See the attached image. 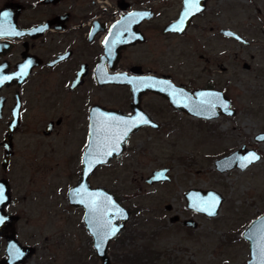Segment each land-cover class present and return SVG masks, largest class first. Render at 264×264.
<instances>
[{
  "label": "flooded vegetation",
  "instance_id": "obj_1",
  "mask_svg": "<svg viewBox=\"0 0 264 264\" xmlns=\"http://www.w3.org/2000/svg\"><path fill=\"white\" fill-rule=\"evenodd\" d=\"M183 1L4 2L0 11L6 6H12V10L10 21L3 20L0 25V79L3 80L0 83V169L8 170L16 147L22 142L28 145L24 147H29L35 160L55 154L56 147L45 144V140L64 129V149L72 154L65 159V164L75 165L81 171L90 139L95 149L103 144L115 145V131H122L115 128L123 126L115 124L116 117L128 119L127 126L133 130L123 150L108 164L96 166L95 171L116 161L120 165L125 160L128 164L137 163L136 157L129 156L138 144L137 139L150 133L171 132L168 128L172 125L165 123V110L181 112L160 92L149 89L147 78H151V83L165 80L185 90L193 100L198 98L197 91H219L234 111V115L220 114L208 120L181 112L192 120L210 122L223 116H236L226 77L228 43L239 49L234 52L237 57L240 47L248 46L249 42L236 29L227 26L221 11L210 10L212 0H191L201 10L194 12L192 18H185L182 25L173 26L180 22ZM258 10L257 17L264 22V9L260 6ZM227 30L244 41L225 35L223 31ZM242 67L250 68L246 62ZM116 76L126 82H115ZM54 112L58 115L52 117ZM12 122V153L9 166L4 169L3 142ZM261 133L264 131L254 136L256 143L263 142L256 139ZM69 144L75 146L77 153L74 148H66ZM256 145L246 148L244 144L240 149L257 152ZM0 180H6L9 187L10 201L5 212L17 216L9 211L13 191L1 171ZM165 208L171 209L169 205ZM184 221L182 224L186 226ZM175 222H179L178 216ZM0 239V264H4L6 241L4 236Z\"/></svg>",
  "mask_w": 264,
  "mask_h": 264
},
{
  "label": "rangeland",
  "instance_id": "obj_2",
  "mask_svg": "<svg viewBox=\"0 0 264 264\" xmlns=\"http://www.w3.org/2000/svg\"><path fill=\"white\" fill-rule=\"evenodd\" d=\"M6 1L0 0V7ZM260 6L264 9V0H212L209 6L221 11L227 26L249 42L237 57L234 52L239 49L228 43V94L237 115L201 122L165 110L171 132L138 138L129 155L137 163L116 161L91 175L92 187H105L130 211L125 229L109 245L112 264H122L124 253L145 248L154 254V260L145 259V264H246L249 259L241 233L264 212V142L256 145L254 140L264 131V22L256 12ZM244 62L249 69L242 67ZM59 132L45 140L56 147L55 154L35 160L22 142L8 170L0 169L13 191L9 211L18 216L17 239L35 248L22 264H101L83 224L82 208L68 203L67 190L75 185L80 170L65 164L72 154L64 149V129ZM244 144L256 145L259 161L245 170H216L217 160ZM66 148L77 153L72 144ZM162 167L169 169L170 181L147 185L145 177ZM190 188L222 195L217 216L209 218L186 207L184 193ZM175 215L179 222L171 223ZM183 220L196 225L184 226Z\"/></svg>",
  "mask_w": 264,
  "mask_h": 264
},
{
  "label": "water",
  "instance_id": "obj_3",
  "mask_svg": "<svg viewBox=\"0 0 264 264\" xmlns=\"http://www.w3.org/2000/svg\"><path fill=\"white\" fill-rule=\"evenodd\" d=\"M11 10L12 6H6L0 11V25L3 20L10 21ZM198 10L201 9L199 7L195 8L191 0H184L180 22L172 25H182V21L185 18H192L194 12ZM223 33L229 37L244 41L243 38L230 30L223 31ZM229 33L232 35H228ZM114 80L115 82H126V80L119 79L118 76ZM146 80L148 81L147 87L149 89L160 92L174 109L191 116L208 120L216 118L220 114L234 115V111L230 109V101L219 91H197L198 98L193 100L185 90L176 88L165 80L153 83H151V78ZM114 121L116 125H123L115 128L116 130H122L120 132L115 131L116 135L113 136L115 145L103 144L100 148L95 149L96 147L90 139L83 156L84 168L80 171L75 185L67 190L68 203L83 210L82 221L92 239L94 254L101 264H112L108 252L109 245L125 229L130 219V211L120 204L114 194L103 186L92 187L89 181L96 166L108 164L114 156H117L123 150L126 138L133 130L132 127L127 126L130 122L128 119L116 117ZM12 125H14L13 122L9 125L3 142L4 156L2 166L4 169L9 166L12 153V133L14 131ZM256 139L264 142V133L257 135ZM251 154H255L258 158L252 159ZM260 158L259 153L242 148L217 160L214 166L219 172H226L234 168L245 170L251 164L259 161ZM168 181H170L168 168L153 170L145 178L147 185ZM0 188L3 189V199L0 200V237L4 236L6 241L4 248L6 260L4 264H22L35 253V248L30 245H23L17 239L15 224L18 217L8 215L5 212V207L10 201L9 187L6 180H0ZM184 199L189 210L201 213L209 218L217 216L224 200L222 195L215 190L197 188L187 189L184 193ZM176 220L177 216L171 218V222ZM184 224L191 228L196 225L193 220H186ZM112 229H116L115 234L109 235ZM242 237L248 242L249 259L247 264H264V212L248 224ZM98 244L99 247H97Z\"/></svg>",
  "mask_w": 264,
  "mask_h": 264
},
{
  "label": "trees",
  "instance_id": "obj_4",
  "mask_svg": "<svg viewBox=\"0 0 264 264\" xmlns=\"http://www.w3.org/2000/svg\"><path fill=\"white\" fill-rule=\"evenodd\" d=\"M124 246L122 245V248ZM145 250V251H144ZM143 251H133L127 252L122 255L121 263L122 264H145V259L153 261L154 254L149 250V248H145Z\"/></svg>",
  "mask_w": 264,
  "mask_h": 264
},
{
  "label": "snow or ice",
  "instance_id": "obj_5",
  "mask_svg": "<svg viewBox=\"0 0 264 264\" xmlns=\"http://www.w3.org/2000/svg\"><path fill=\"white\" fill-rule=\"evenodd\" d=\"M144 15H147V13H145ZM228 35H232L231 33H229ZM4 79H8V77H5ZM3 80L0 79V83H2ZM145 123L147 122L146 120L144 121ZM110 154V153H109ZM252 155V159H257L258 157L255 156V154H251ZM3 199V189L0 188V200ZM212 214V213H210ZM116 229H112L111 232L109 233V235H114L115 234ZM97 247H99V244L97 245Z\"/></svg>",
  "mask_w": 264,
  "mask_h": 264
}]
</instances>
